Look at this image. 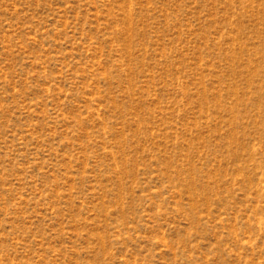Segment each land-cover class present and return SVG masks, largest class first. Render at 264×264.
<instances>
[{"label": "rangeland", "instance_id": "obj_1", "mask_svg": "<svg viewBox=\"0 0 264 264\" xmlns=\"http://www.w3.org/2000/svg\"><path fill=\"white\" fill-rule=\"evenodd\" d=\"M0 264H264V0H0Z\"/></svg>", "mask_w": 264, "mask_h": 264}]
</instances>
